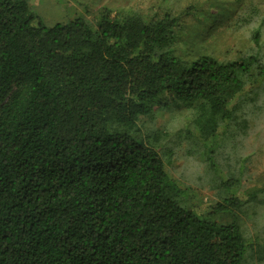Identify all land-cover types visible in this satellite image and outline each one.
Segmentation results:
<instances>
[{
	"label": "trees",
	"instance_id": "obj_1",
	"mask_svg": "<svg viewBox=\"0 0 264 264\" xmlns=\"http://www.w3.org/2000/svg\"><path fill=\"white\" fill-rule=\"evenodd\" d=\"M29 1L0 0V264H246L253 247L233 210L240 190L264 194V176L245 191L243 168L225 169L220 203L186 206L162 146L169 132L145 138L139 123L181 102L184 130L220 178L215 159L246 122L242 94L264 79L261 28L248 50L218 58L184 47L185 16H231L198 0L52 26Z\"/></svg>",
	"mask_w": 264,
	"mask_h": 264
},
{
	"label": "rangeland",
	"instance_id": "obj_2",
	"mask_svg": "<svg viewBox=\"0 0 264 264\" xmlns=\"http://www.w3.org/2000/svg\"><path fill=\"white\" fill-rule=\"evenodd\" d=\"M198 1L203 9L212 15L218 10H223L228 12L226 17L231 16L223 22L211 23L205 19L204 12L194 17L185 16L187 30L183 33V38L186 42L184 47L188 48V52L198 53L208 47L218 58H222L225 54L233 57L238 52H245L251 47L249 31L260 27L262 39L260 54L264 58V0H216V5L209 4L208 0ZM166 4L167 0L29 1L33 13L45 26L64 24L76 17L91 20L107 8L117 10L139 8L151 13L150 11L156 6L165 7ZM237 14H244L241 22L235 18ZM192 32L196 34L195 38ZM242 100L244 103L240 111V119L246 121L242 126L243 132H237L233 138L227 139L229 144H223L219 152L220 157L217 156L218 159H215L217 167L220 166V178L210 173L202 149L195 145L192 141L193 137L190 138L188 131L197 136L196 132L190 126H186L188 130H184L183 123H187L188 119L186 111L179 109L183 106L181 102L168 98L163 107L156 106L148 117L140 120L142 135L145 138L151 132L160 133L163 130L169 132L162 146L167 152L173 151L172 156L166 158L169 172L188 187L189 193L184 205L198 208L204 213L211 211L226 195V191L220 188L222 174H225V177L230 176L226 173L229 170L225 169L243 168L244 188L242 189L246 188L245 191L249 184L261 183V177L264 176V79L249 85L242 94ZM231 128L233 135L232 133L237 131V125L233 124ZM179 131H182L180 136H178ZM240 192L241 206L233 211L237 214L236 220L241 226L244 237L248 238L253 247L246 264H264V249L260 246H264V194L251 198L246 193L240 194ZM233 219L234 217L229 215L212 218L220 223L230 222Z\"/></svg>",
	"mask_w": 264,
	"mask_h": 264
}]
</instances>
